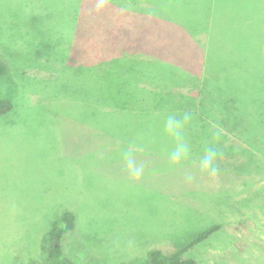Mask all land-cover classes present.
<instances>
[{
	"label": "rangeland",
	"instance_id": "obj_1",
	"mask_svg": "<svg viewBox=\"0 0 264 264\" xmlns=\"http://www.w3.org/2000/svg\"><path fill=\"white\" fill-rule=\"evenodd\" d=\"M133 55L132 106L107 107L105 61ZM0 97V264H42L66 211L77 264H150L212 226L184 259L264 264V0H0ZM161 104L190 115L179 164Z\"/></svg>",
	"mask_w": 264,
	"mask_h": 264
},
{
	"label": "trees",
	"instance_id": "obj_2",
	"mask_svg": "<svg viewBox=\"0 0 264 264\" xmlns=\"http://www.w3.org/2000/svg\"><path fill=\"white\" fill-rule=\"evenodd\" d=\"M141 59L142 58L140 56L133 55V56L118 57V58L105 61V64L108 67L105 68L100 73L99 79L103 82L104 88H105L103 96H102V102L106 100L107 103H109L107 107L120 108V107H131L132 106L130 105V102L128 99L126 101H121L120 99H118V97L120 96H119V93L116 92L115 86L120 84V83L118 84V82L123 81V78L125 77L127 73H129L128 76L130 77V80H132L131 79L132 77L135 78L136 75L139 77V74H141V68L140 66L138 67L137 65L140 63ZM122 64H124V66ZM119 66L123 67V69L120 70ZM131 67H134V69ZM11 69H12L11 70L12 75L17 74L16 67L11 65ZM20 75H22V73H20L18 77H20ZM131 83H133V80L132 82H129L128 84H131ZM91 99H92V104H94L93 98H90V101ZM99 102H100V99H97V100L95 99V104L96 103L99 104ZM12 108H13V104L10 100L3 99L0 97V115H4L10 112ZM155 108H156V111L154 112V121H155V125L157 126L165 124V119L162 118L163 114L167 115L168 117L169 115H173V114L180 115L181 114L180 111L181 112L183 111L179 107V105L169 106L166 104H161V105H157ZM74 226H75V216L73 213L69 211L64 212L62 217L52 224V227L49 231L48 252L42 264H77L64 254L63 248L61 245V241L63 237L68 232L72 231ZM217 228H218L217 226H212L204 230L203 232L198 234L196 237H194L192 242L187 247H185L184 249L176 253H173L172 255H165L160 250H154L150 254V264H195V262L191 259H184L182 257L183 252L185 251V249L190 248L194 244L206 239Z\"/></svg>",
	"mask_w": 264,
	"mask_h": 264
},
{
	"label": "clouds",
	"instance_id": "obj_3",
	"mask_svg": "<svg viewBox=\"0 0 264 264\" xmlns=\"http://www.w3.org/2000/svg\"><path fill=\"white\" fill-rule=\"evenodd\" d=\"M189 120L190 115L187 113L182 115H169L165 120V131L176 141L174 147L168 154L169 159L173 164H179L188 159L189 150L188 146L182 139V129ZM216 157L217 152L214 149L209 148L205 150L199 159L200 169L204 172L215 174L217 172ZM136 174L139 175V171H137Z\"/></svg>",
	"mask_w": 264,
	"mask_h": 264
},
{
	"label": "crops",
	"instance_id": "obj_4",
	"mask_svg": "<svg viewBox=\"0 0 264 264\" xmlns=\"http://www.w3.org/2000/svg\"><path fill=\"white\" fill-rule=\"evenodd\" d=\"M103 96V95H102Z\"/></svg>",
	"mask_w": 264,
	"mask_h": 264
}]
</instances>
